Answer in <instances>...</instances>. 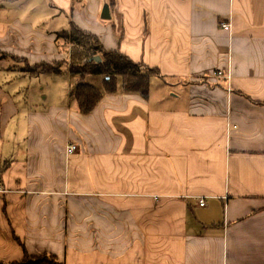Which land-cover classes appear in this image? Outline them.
Here are the masks:
<instances>
[{"label": "crops", "instance_id": "0c3cea01", "mask_svg": "<svg viewBox=\"0 0 264 264\" xmlns=\"http://www.w3.org/2000/svg\"><path fill=\"white\" fill-rule=\"evenodd\" d=\"M75 1L87 4L51 0L105 49L159 72L147 99L105 93L87 114L68 72L55 83L64 70L45 86L21 68L0 78V260H20L23 243L64 264H264V0H113L109 20L96 0L90 26ZM57 32L32 41L12 17L0 50L59 60ZM36 87L39 108L24 99Z\"/></svg>", "mask_w": 264, "mask_h": 264}, {"label": "trees", "instance_id": "16d2710c", "mask_svg": "<svg viewBox=\"0 0 264 264\" xmlns=\"http://www.w3.org/2000/svg\"><path fill=\"white\" fill-rule=\"evenodd\" d=\"M76 2V1H75ZM110 9L114 6L113 0L107 1ZM121 37V35L119 36ZM57 45H65L70 48L68 59L61 58L58 66H50L44 61L34 65L35 74L30 68H23L29 75L45 73H59L63 64L68 63L70 67L72 95L76 101L78 111L81 114L89 113L103 98L105 93H115L121 90L126 93H137L147 99L149 94L150 77L158 74L157 68H151L144 64L134 62L118 49H105L100 38L93 32L84 30L70 21L67 30L56 33ZM99 56V60L93 57ZM27 63V59L23 60ZM33 66V67H34ZM86 75H95L101 78V87L84 81ZM23 256L18 261L0 264H64L55 255L42 253L40 255L29 254L21 243Z\"/></svg>", "mask_w": 264, "mask_h": 264}, {"label": "rangeland", "instance_id": "374dc122", "mask_svg": "<svg viewBox=\"0 0 264 264\" xmlns=\"http://www.w3.org/2000/svg\"><path fill=\"white\" fill-rule=\"evenodd\" d=\"M87 4L84 6V8L80 11L78 10V7H81L80 3H77V5L75 6V8L77 9V11L80 13L79 16L83 19L86 20V18H89L88 21H86V24H88L89 26L91 25L90 21V15L93 14V10L95 9V1L96 0H86ZM9 4L8 0H0V22H6L7 19H11L12 17L14 19H19L22 22H29L31 24V27L34 31H36L37 33H39L40 35H36L35 37L29 36L31 39L34 40H41L42 42L48 43L49 38H46L45 36H48L50 33H53L55 31H62V30H67L70 26V21H75V17L73 15H71L70 12H61L60 9L57 6H54L51 2V0H15L14 1V6H13V10H10L9 7H6V4ZM105 4V3H104ZM8 6V5H7ZM103 8V7H102ZM102 11V10H101ZM100 18H101V13H100ZM103 19V18H101ZM103 20H109V19H103ZM61 46L57 45L58 50L60 53H62L65 58L68 59V55H69V50L70 48L62 45V43H60ZM45 54L50 58V53L48 52L49 50L46 49L45 50ZM62 55V56H63ZM64 58V57H63ZM24 59H19L16 57H11L9 55H7L4 52H1L0 50V69L3 70L0 72V78H2L4 75H9V74H18V70L23 69V68H30L31 72H33V74H35L34 69L36 70L37 68L34 66L37 64H35V62H31L30 63L27 61L24 62ZM26 60V59H25ZM43 60H46L45 58H43ZM40 62V61H39ZM45 63H47L50 66H58L60 62L56 63V60H52V61H44ZM34 66V67H33ZM64 70V73L61 74L62 77L64 78H58L59 80L56 81L55 83H62L65 84L64 81H66V75L67 72L69 74L70 77H73L70 74V67L68 63L63 64V66L61 67L60 72ZM31 72H27L28 74H30ZM32 74V73H31ZM32 76V75H31ZM34 77H32V80L30 81H35V83L32 86H36L37 84H42V85H46V82L48 81V78L50 77H54L52 75H48V74H38L37 75H33ZM38 76V77H37ZM6 77V76H4ZM59 77V76H57ZM88 81L96 84V80H95V75H89ZM99 78V76H97ZM153 77V76H152ZM40 79V80H38ZM23 78L19 77L17 79H15V84L17 83H23ZM152 84H154V80L151 79ZM49 84L51 85L52 83L49 81ZM66 85V84H65ZM39 87V86H38ZM68 87V85H67ZM37 88V87H36ZM46 90V88H45ZM67 92V91H66ZM19 94V93H18ZM32 96H28L26 98H24L27 101H36L34 102L36 104V108H39V106L41 105V103L43 102L42 96L43 91H41L40 89H35L31 92ZM50 98V97H49ZM48 98V99H49ZM22 100V98H21ZM49 100H47L48 102ZM41 110V109H38ZM58 128L60 129V126L58 125ZM34 129V128H33ZM35 130V129H34ZM34 143L33 140L30 141V146H32ZM5 151H8V148L5 149ZM7 160L9 159V157H6ZM0 161L2 164V156H0ZM3 165V164H2Z\"/></svg>", "mask_w": 264, "mask_h": 264}, {"label": "built area", "instance_id": "2783aa9c", "mask_svg": "<svg viewBox=\"0 0 264 264\" xmlns=\"http://www.w3.org/2000/svg\"><path fill=\"white\" fill-rule=\"evenodd\" d=\"M221 26L225 29L229 28V25L227 23H222ZM211 76L213 78L223 79L227 83V91L230 90V82H231V71L229 69L226 70H215L211 73ZM65 150L67 154H72L78 150L77 144L70 141L66 144ZM198 205L204 206L205 205V197H199L198 199Z\"/></svg>", "mask_w": 264, "mask_h": 264}, {"label": "water", "instance_id": "95a60500", "mask_svg": "<svg viewBox=\"0 0 264 264\" xmlns=\"http://www.w3.org/2000/svg\"><path fill=\"white\" fill-rule=\"evenodd\" d=\"M101 18H103V19H110L111 18V14H110V10H109V5L107 3H105L103 5L102 11H101ZM93 58L95 60H99V56H95Z\"/></svg>", "mask_w": 264, "mask_h": 264}]
</instances>
